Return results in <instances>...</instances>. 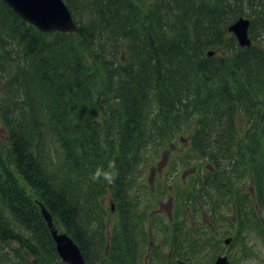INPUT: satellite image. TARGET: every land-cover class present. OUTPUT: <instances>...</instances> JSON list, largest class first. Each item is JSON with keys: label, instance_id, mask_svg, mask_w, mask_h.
Here are the masks:
<instances>
[{"label": "trees", "instance_id": "1", "mask_svg": "<svg viewBox=\"0 0 264 264\" xmlns=\"http://www.w3.org/2000/svg\"><path fill=\"white\" fill-rule=\"evenodd\" d=\"M64 2L77 32H40L0 0V264L60 260L38 202L86 264H208L264 207V0ZM241 16L250 47L228 31ZM179 149L169 190L180 169L199 178L160 217L146 170ZM110 163L114 183L91 180Z\"/></svg>", "mask_w": 264, "mask_h": 264}, {"label": "water", "instance_id": "2", "mask_svg": "<svg viewBox=\"0 0 264 264\" xmlns=\"http://www.w3.org/2000/svg\"><path fill=\"white\" fill-rule=\"evenodd\" d=\"M14 11L28 22L34 24L41 31H73L76 29L71 15L61 0H4ZM251 21L249 18L240 17L228 31L233 33L238 43L249 47L252 40L249 35ZM210 51L208 55H213ZM42 213L47 220L52 235L58 244V251L63 261L55 264H85L81 251L74 240L66 233H59L54 227L53 219L47 208L41 204ZM229 241V240H228ZM214 264H230L227 257H218Z\"/></svg>", "mask_w": 264, "mask_h": 264}, {"label": "rangeland", "instance_id": "3", "mask_svg": "<svg viewBox=\"0 0 264 264\" xmlns=\"http://www.w3.org/2000/svg\"><path fill=\"white\" fill-rule=\"evenodd\" d=\"M137 1L139 3L145 2V0H137ZM182 147L186 148L188 147V144L187 143L183 144ZM185 153H186L185 149H179V150L173 151L174 155H183ZM171 156H172V152H171ZM162 165H166V164H162ZM193 169H188V168L184 169L186 171V174L183 177L181 175L176 177L174 180V184L179 185L183 188V186L185 185L184 183L187 180H190L191 178L194 177ZM162 170H163L162 167L151 169V171L150 169H148L146 171V182L145 183H146V186H151V188L155 189L154 199H152V196L150 195V193L146 195V196L149 195L150 198L153 200L152 202H153V205H155V208L153 207L155 209V214L159 215L160 217H165L171 214H175L178 208L175 207V203H173L172 201H169L170 193H172L175 196V191H170L166 193L165 198L162 197V195L166 192L167 185H168L165 182V177L169 171L173 170L172 164H170L169 167L164 166V170L163 171ZM157 171L159 172L162 171V175L159 177V179L156 177L154 183L152 181H150L149 183V180L151 178V172L155 174ZM250 187L251 185H247V189H249ZM175 201H176L177 206L180 208V204L178 203V201L177 200ZM111 202H113L111 201V199L106 200L105 202L106 206L109 207ZM258 215L260 216L261 219L264 220V207L258 210ZM260 234H264V228H258V230L254 231V233L251 234V236L250 235L246 236V239H245L247 243L245 246L246 256L243 253H241V248H240V246H242V243L244 241H242L241 239H238L236 241V243L231 248V250L235 251V255L239 257V259H237L238 260L237 264H264V241L262 240V238H260ZM209 251L210 252L208 253V256H206L202 260L203 262L209 259L215 252V251L211 252L213 250H209ZM240 254H243L244 260Z\"/></svg>", "mask_w": 264, "mask_h": 264}, {"label": "clouds", "instance_id": "4", "mask_svg": "<svg viewBox=\"0 0 264 264\" xmlns=\"http://www.w3.org/2000/svg\"><path fill=\"white\" fill-rule=\"evenodd\" d=\"M91 180L93 181H104L106 183H114L116 179V172H115V164L110 163L108 165V168L105 169L104 167L100 166L97 167L92 173H91Z\"/></svg>", "mask_w": 264, "mask_h": 264}]
</instances>
